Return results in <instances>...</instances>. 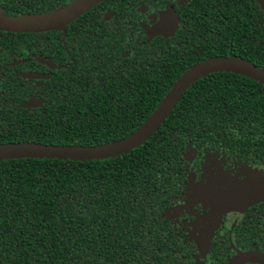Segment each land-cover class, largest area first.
Listing matches in <instances>:
<instances>
[{
  "label": "trees",
  "instance_id": "16d2710c",
  "mask_svg": "<svg viewBox=\"0 0 264 264\" xmlns=\"http://www.w3.org/2000/svg\"><path fill=\"white\" fill-rule=\"evenodd\" d=\"M72 1L0 0V9L40 15ZM105 2L63 32L0 31V60L33 54L58 66L41 89L6 68L0 145L117 142L204 60L237 58L264 69V13L254 0H190L177 10L172 38L143 46L130 45L121 28L99 33L94 13ZM36 91L42 105L24 109L25 96ZM187 147L196 165L209 153L251 169L264 165V84L228 72L199 79L151 138L128 154L0 161V264H192L193 242L163 216L189 184Z\"/></svg>",
  "mask_w": 264,
  "mask_h": 264
},
{
  "label": "water",
  "instance_id": "95a60500",
  "mask_svg": "<svg viewBox=\"0 0 264 264\" xmlns=\"http://www.w3.org/2000/svg\"><path fill=\"white\" fill-rule=\"evenodd\" d=\"M103 1L105 0H73L60 9L29 16H10L0 9V31L11 33L63 32L67 25ZM254 1L264 13V0ZM177 23L176 15L171 9H167L161 13L159 22L148 35L150 38L171 37L177 29ZM218 72L237 74L264 84V69L248 61L237 58H210L192 66L181 75L145 122L122 140L97 147L54 146L28 142L1 144L0 161L25 158L90 161L128 154L151 138L193 83ZM21 76L40 78L33 74H21ZM40 105L41 101L30 100L24 104V108H34ZM219 185V187L191 188L193 203L205 205L216 218L229 212L244 213L251 206L264 202V173L248 172L243 178L220 180ZM246 263L264 264V254L256 251L238 253L228 262V264Z\"/></svg>",
  "mask_w": 264,
  "mask_h": 264
},
{
  "label": "flooded vegetation",
  "instance_id": "af4514ba",
  "mask_svg": "<svg viewBox=\"0 0 264 264\" xmlns=\"http://www.w3.org/2000/svg\"><path fill=\"white\" fill-rule=\"evenodd\" d=\"M189 2L190 0H160V3L164 4L163 6L158 7L159 5L156 6V4H158L157 0H146V2L143 0H112L97 7V10L94 14L99 17L98 28L100 34H102L104 31L111 32L112 28H117V30H115V34H118V28H121L126 38H132L130 45L135 42L137 46H143V44H147L155 39L172 38L175 35L177 29L173 36L167 38L161 36L150 38L148 33L159 22L161 13L167 9H171L177 17V10ZM95 15L92 14L89 17H96ZM130 50L131 49H129L126 55L132 52ZM23 55L19 53L12 54L14 59L9 62L6 61V59L9 58L8 56V58L4 56L2 60H0V88L4 76L3 74L7 67L13 69L15 77L24 80L27 85L38 89H41L44 86V82L50 77L51 73L57 70L58 66H55L54 62L47 59H45V62L43 63L39 61V59L42 60L43 58L40 55ZM30 59L36 60L37 64H32ZM49 64H51V66ZM21 74H33L40 76V78H24L21 76ZM40 94L41 93L39 91H36L34 95L27 94L22 107L24 108V104L30 100L41 101V99L37 96ZM210 165H214V168L221 170L224 173L235 174L238 167L244 166L245 164L240 163L237 165L229 159L224 158L222 154L209 153L204 157L200 165H196L194 155L192 161L187 163L189 172V184L187 189L167 209L180 212V218L178 220H173L172 217H169V214H165L167 210L163 215L170 221L176 231L180 230L186 235L188 241L193 242L195 252L190 257L191 263L228 264L229 260L238 253L256 251L264 254V202H260L251 206L244 213L229 212L220 218L214 217L205 205L193 203L192 187H219L204 184L207 182H205V178L207 179L206 173L210 169ZM250 167L264 172V165ZM191 172L194 175V177H192V183L190 182ZM208 212L209 216L215 219L217 224L213 231L212 238L208 244V252H206L205 257L206 259L201 260L200 252L204 250L200 248L202 240L200 241L199 238L202 234V225L200 227L191 228L187 225V223L193 222L195 215L203 213L207 214ZM191 232L195 234V236L193 235L194 237L192 239L190 238ZM237 235L241 237L240 242L237 241ZM214 242L215 247L211 250ZM241 242L243 244L242 247L239 245Z\"/></svg>",
  "mask_w": 264,
  "mask_h": 264
},
{
  "label": "rangeland",
  "instance_id": "374dc122",
  "mask_svg": "<svg viewBox=\"0 0 264 264\" xmlns=\"http://www.w3.org/2000/svg\"><path fill=\"white\" fill-rule=\"evenodd\" d=\"M194 156V152L192 150L191 147H189V149L186 152V160L187 162H191ZM214 165H210V169L208 170L207 174V179L205 178V182L204 184H208V185H212V186H220V180H233L236 178H243L246 173L248 172H261L258 171L257 169H251L248 168L246 166H241L238 167V169L236 170V173H224L221 170H217L216 168L213 167ZM218 168V167H217ZM192 177H194L193 173H190V182H193ZM166 215L169 214V217H172L173 220H178L181 216V213L176 211V210H167ZM209 219V220H208ZM217 222L215 219H213L212 217L209 216V212L203 213V214H197L195 215V219L193 220V222L187 223V225L191 228H195V227H200L202 225V231H201V235H200V248L204 249L203 251L200 252L201 255V260H205L206 258V252H208V244L210 242V239L212 238V234L213 231L215 229ZM193 232V231H192ZM191 232V239L195 236V234H193ZM194 235V236H193ZM197 258V257H196ZM201 263V262H200Z\"/></svg>",
  "mask_w": 264,
  "mask_h": 264
}]
</instances>
